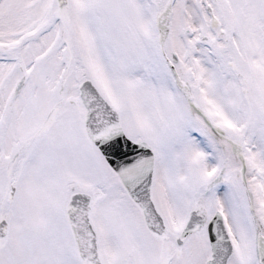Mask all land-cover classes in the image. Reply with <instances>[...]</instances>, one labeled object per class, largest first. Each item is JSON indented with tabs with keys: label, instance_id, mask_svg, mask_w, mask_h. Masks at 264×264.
<instances>
[{
	"label": "rangeland",
	"instance_id": "1",
	"mask_svg": "<svg viewBox=\"0 0 264 264\" xmlns=\"http://www.w3.org/2000/svg\"><path fill=\"white\" fill-rule=\"evenodd\" d=\"M169 2L162 43L157 16ZM86 79L127 136L153 146L152 196L170 244L84 134ZM73 188L101 195L93 220L105 264H204L216 210L235 248L228 264H261L264 0H0V264H85L66 217ZM200 205L205 226L178 244Z\"/></svg>",
	"mask_w": 264,
	"mask_h": 264
},
{
	"label": "water",
	"instance_id": "2",
	"mask_svg": "<svg viewBox=\"0 0 264 264\" xmlns=\"http://www.w3.org/2000/svg\"><path fill=\"white\" fill-rule=\"evenodd\" d=\"M68 0H59V6L66 5ZM172 13L170 2L159 12L158 27L160 41L163 43L167 35L169 17ZM178 57L172 54V61ZM171 65L177 78V83L189 99L188 85L180 78L173 63ZM79 95L87 109L85 116L86 133L90 140L101 150L107 162L119 175L131 198L143 211L148 228L158 235H165L166 224L163 216L157 210L152 198V184L155 155L153 147L144 140H131L126 136L119 112L100 93L95 84L87 79L79 84ZM234 150L238 152L240 145L230 140ZM93 198L85 192H74L67 206V219L71 225L80 256L87 264H104L98 246V238L91 220ZM206 209H194L190 212L181 236L177 237L179 244L183 237L200 230L204 226ZM7 232V221L0 222V238ZM208 232L212 254L205 264H228L234 252L228 235L223 215L217 211L208 223ZM167 238V236H166ZM259 260L264 264V236L258 234Z\"/></svg>",
	"mask_w": 264,
	"mask_h": 264
},
{
	"label": "bare ground",
	"instance_id": "3",
	"mask_svg": "<svg viewBox=\"0 0 264 264\" xmlns=\"http://www.w3.org/2000/svg\"><path fill=\"white\" fill-rule=\"evenodd\" d=\"M127 136V135H126ZM133 140V139H132ZM133 141H135V140H133ZM231 146L234 148V146H233V144H231ZM155 165V164H154ZM213 215V214H212ZM212 215L210 216V218L208 219V222H207V225H208V223H209V220L212 218ZM205 223L206 222H204V225H205ZM196 232V231H195Z\"/></svg>",
	"mask_w": 264,
	"mask_h": 264
},
{
	"label": "flooded vegetation",
	"instance_id": "4",
	"mask_svg": "<svg viewBox=\"0 0 264 264\" xmlns=\"http://www.w3.org/2000/svg\"><path fill=\"white\" fill-rule=\"evenodd\" d=\"M197 207V206H196Z\"/></svg>",
	"mask_w": 264,
	"mask_h": 264
}]
</instances>
